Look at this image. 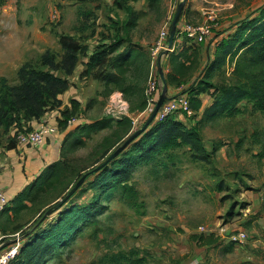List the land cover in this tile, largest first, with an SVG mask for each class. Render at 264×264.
Here are the masks:
<instances>
[{
  "label": "rangeland",
  "instance_id": "374dc122",
  "mask_svg": "<svg viewBox=\"0 0 264 264\" xmlns=\"http://www.w3.org/2000/svg\"><path fill=\"white\" fill-rule=\"evenodd\" d=\"M179 6L182 8L172 45L169 47L167 38L165 48L155 53L161 27L167 23L170 30ZM263 7L264 0H2L0 80L5 77L9 85L16 84V70L24 63L39 64L41 56H35L38 51H49L60 61L63 51L59 36L63 35L75 37L87 52L114 41H121L118 52L127 44L135 45L144 50V62L147 60L144 80L141 63L131 65L128 76H133L130 81L136 95L129 94L124 104L118 99L110 100V87L114 85L84 83L89 87L85 98L96 97L95 103L89 109L79 106L74 114L66 107L62 109L65 115L60 119L66 118V126L59 127L61 138L57 142L61 167L56 174L47 173V182L37 194H30L25 207L17 211V195L47 176L45 170L50 164L39 174L30 173L41 162L38 156L45 154L42 152L47 151L49 142L46 137L36 146L19 143V133L34 129L29 119L10 127L0 126V185L8 189L7 194L15 187V197L6 206L11 215L3 220L5 239L13 241L10 235L19 233L23 246L66 210L91 202L95 191L88 188V183L97 175L91 172H96L94 168L142 127L150 115H140L139 108L145 100L150 67L158 83L157 100L167 84L171 93L189 94L195 78L214 59L220 41L233 36L250 18L259 17ZM181 24L203 25L208 28V35L200 42L189 38L181 32ZM235 60L227 58L220 69L214 70L211 80L228 83ZM95 85L100 87L94 95ZM212 101L204 93L206 107L195 118L186 114L174 116L188 126L201 122L204 144L208 150H214L208 163L192 159L189 148L180 146L160 152L148 164L137 165L128 180L133 196L121 186L100 192L101 209L95 219L79 224L66 245L41 264H181L188 255L185 243L196 244L191 236L214 233L217 239H227L240 227L250 240L262 242L255 246H263L264 112L252 111L250 102L242 100L234 117L203 120V112ZM110 106L119 108L122 114L108 113ZM112 115L132 120L139 115L140 125L122 138L120 132L124 127L117 126ZM72 118L75 122L68 123ZM60 119L45 120L56 124ZM79 122L98 128L90 132L78 130L75 125ZM107 142L115 145L102 157ZM83 176L79 187L64 200ZM16 178L22 181L18 183ZM220 183L225 186L222 191L217 189ZM42 213L45 220L22 238ZM257 251L264 259V249Z\"/></svg>",
  "mask_w": 264,
  "mask_h": 264
},
{
  "label": "trees",
  "instance_id": "16d2710c",
  "mask_svg": "<svg viewBox=\"0 0 264 264\" xmlns=\"http://www.w3.org/2000/svg\"><path fill=\"white\" fill-rule=\"evenodd\" d=\"M1 2L2 0H0V4ZM120 42L114 41L105 45L100 43L98 49L87 52L85 46L81 45L75 37L71 35L59 36L60 48L63 51L60 61L56 60V55L45 51L40 55L39 64L34 65L26 62L17 70L16 84L9 85L5 77L1 78L0 126L10 127L22 119L37 120L48 111L61 108L60 95L69 87L67 77L73 74L79 64L85 66L81 72L82 76H89L93 79H101L105 76L114 84V87L123 93L125 98H129V94L136 95L135 87L133 84L131 85L133 82L130 81L132 75L129 77L128 73L130 67L140 62L143 80L145 79L147 72L145 63L147 60L144 62L143 58L145 53L135 52L132 47L124 48L118 52ZM113 53L115 54L112 56ZM227 58H236L231 80L228 83L213 82L211 77L214 70L220 69ZM104 63L107 64L104 65ZM165 82H167V78H165ZM192 84L190 95L188 92L185 93L190 100L193 118L203 108V101L199 97L202 93L209 94L213 100L211 106L204 110L203 120L204 118L214 120L220 116L234 117L239 113L238 104L242 100L250 102L252 111L264 112V7L259 17L250 18L248 22L237 28L233 36L220 41L214 59L204 67L200 76L195 78ZM142 94L144 96L143 90ZM145 104L144 100L139 107L141 111L145 108ZM79 106L80 103L72 99L69 106H66V110L74 114ZM63 110H60L61 116L65 115ZM177 114L180 113H174L162 121H153L146 130L135 137L111 160H108L107 154L115 144L107 142L102 155V157L106 155L107 157L96 172H91L92 175L95 173L97 175L94 181L88 183V188L95 191L91 202L63 212L56 222L26 242L10 264L13 262V264H41L59 247L66 245L72 234L78 230L79 224L94 220L96 214L99 213L101 209L100 192H111L116 186H121L123 190H127L129 195L133 196L132 187L128 185L132 170L137 165L152 162L160 152L186 146L189 148L192 159L208 163L214 150H208L204 144L201 122L198 121L188 126L174 117ZM116 122L117 126L124 127L120 132L122 138L131 134V118L123 116ZM57 124L58 127L66 126V118L60 119ZM76 127L78 130L88 132L98 128L93 124H79ZM121 155L122 157H120ZM61 164L60 160L51 163L46 168L45 174L58 173ZM48 177L50 175L37 179L25 187L15 198L14 203L17 207L13 208L14 211L24 208L30 194H37L47 182ZM217 189L222 191L225 186L220 183ZM105 193H103L104 196ZM44 220L42 213L38 220L29 226L28 231L23 232L22 238L29 236ZM191 238L197 244H211L217 240L214 233L207 236H191Z\"/></svg>",
  "mask_w": 264,
  "mask_h": 264
},
{
  "label": "crops",
  "instance_id": "0c3cea01",
  "mask_svg": "<svg viewBox=\"0 0 264 264\" xmlns=\"http://www.w3.org/2000/svg\"><path fill=\"white\" fill-rule=\"evenodd\" d=\"M127 47L134 48L135 52H138V51L144 52V50H141L139 47L135 45L127 44L125 48ZM43 52L45 51L44 50L38 51V53L35 56H40ZM84 69H85V66L83 64H79L77 68L75 69V71L73 72V74L67 77L69 81V87L63 94L60 95V99L62 101L61 108L50 110L47 113H45L43 116H41L39 119L31 121V123L33 124V128H38L41 124H47L55 128V132L47 136L48 137L47 141L49 143H46V144H48L49 147L47 148V151L43 150L42 153H45V154L38 156V159L41 158V162L33 169V172L30 173V176L39 174L41 170L44 169L45 166L57 161V159L59 158L57 142L61 138L60 136L61 133H60L58 124L57 123L51 124L47 122L46 120H49L52 122L54 120L60 119L61 118L60 110L66 106H69L70 100L72 99H75L79 103H81L80 106L83 105L84 106L83 108L85 109H89V106H93V104L95 103L96 97L93 96L95 98H88V99L85 98L86 97L85 94L87 93L86 91L89 89V87H86V86L90 84V81L91 82L96 81L94 83L100 86L101 85L102 86L114 85L105 76L104 78H101L100 81H98V83H97V79H93L92 77H88V76H81V72ZM84 83L86 86H84ZM100 86L95 85L94 95L97 93L96 89ZM110 88H111V91L109 92L111 93L110 100L118 99V100H121L123 104L126 103L127 100L125 96L118 88L116 87H110ZM169 93H171V90L169 89V86L167 85V94ZM203 95L204 93L200 94L199 96L202 101H203ZM82 101H84V103ZM204 107H206V104H203V108ZM120 118L121 117L119 118L114 117L115 120L116 119L118 120ZM79 124H81V122L77 123L75 127ZM35 158L37 159V156ZM18 179L19 178H16L15 180L18 181ZM21 181H18V183ZM0 190H2L6 194L8 200H12L15 197L14 195L15 187L12 190H10L8 194L6 193L8 189L4 188L1 185H0ZM7 215H11V211L8 210V207L5 208V210L1 212L0 214V220H1L0 230L3 233L4 231H6V227L3 225V220H4V217H6ZM214 236L218 237L217 234H214ZM4 242L5 241H3V243H0V248H1V245L4 244ZM255 243L262 244V242H259L256 239L250 240L249 238L242 244L231 243V242H228L227 239H222V238L217 239L215 242L211 244H197L196 243L197 244L196 245L195 243L193 244L187 241V243H185V246H184V251L186 252V254H188L186 257L187 259L185 258L187 261H185L184 259L181 264H264V259H262L261 257L262 255L257 251V250L264 249L262 248L264 247V244L263 246H260L261 244H256L255 246ZM188 249L191 251L190 253Z\"/></svg>",
  "mask_w": 264,
  "mask_h": 264
},
{
  "label": "built area",
  "instance_id": "2783aa9c",
  "mask_svg": "<svg viewBox=\"0 0 264 264\" xmlns=\"http://www.w3.org/2000/svg\"><path fill=\"white\" fill-rule=\"evenodd\" d=\"M181 32L187 37L193 38L194 40L200 42L204 41L206 36L208 35V28L203 25L198 27H192L189 24H181ZM168 35L169 25L165 23L160 29L155 53L158 52L160 49L165 48V40L168 38ZM152 69L153 68L150 67V75L145 86V108L141 111L140 115H149L153 109V105L156 103L157 100L156 94L158 90V83L155 77H153V74L151 72ZM107 112L110 114H122L119 108H113L112 106L109 107ZM174 113L186 114L188 116H191L193 114V110L190 106L189 97L185 92L177 91L167 94V98L161 104L155 115L154 122L162 121ZM112 116L116 118L120 117L119 115ZM135 118L136 119L132 120V129L136 128L135 126L138 127L139 124V115H137ZM74 122L75 120L73 118L68 120V123L70 124ZM53 132H55V128L47 124H41L38 128L19 133L18 141L20 144L23 145L36 146L41 144L45 140V138ZM8 202L9 200L6 194L2 190H0V214L5 210L6 206L8 205ZM238 229L239 230L236 233H231L226 236L228 242L242 244L248 239L246 231L241 227ZM6 237L7 236L4 235L0 230V243H3V241H8L7 239H5ZM10 237H14V240H11V243L0 249V264H10L12 261H14L19 253L20 248L22 247L19 233L10 235Z\"/></svg>",
  "mask_w": 264,
  "mask_h": 264
},
{
  "label": "water",
  "instance_id": "95a60500",
  "mask_svg": "<svg viewBox=\"0 0 264 264\" xmlns=\"http://www.w3.org/2000/svg\"><path fill=\"white\" fill-rule=\"evenodd\" d=\"M181 8L182 6H179L176 12V15L173 19V22L171 24V28L169 30V35H168V42H169V47L172 45L173 43V38L175 35V31H176V24H177V20L179 18V15L181 13ZM162 76V73H161ZM167 98V87H164V89L162 90L161 95L159 96V99L157 100L154 108L152 109L149 117L147 118V120L144 122L143 126L140 127L138 130H136L134 133H132L127 139H125L120 146H118L108 157V160L113 159L114 157H116L135 137H137L140 133H142L144 130H146L148 128V126L154 121L155 115L159 109V107L161 106V104L164 102V100ZM99 167L94 168L93 171H97ZM89 173V172H88ZM84 179V176L75 184V186L72 188V190L67 194V196L64 198V200H66L81 184L82 180ZM58 204L55 206L57 207ZM9 243H11L9 240L5 241L3 245H1L2 249L4 246L8 245Z\"/></svg>",
  "mask_w": 264,
  "mask_h": 264
}]
</instances>
